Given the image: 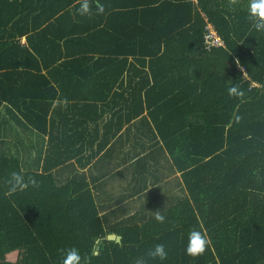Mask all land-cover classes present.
<instances>
[{"label": "trees", "instance_id": "trees-1", "mask_svg": "<svg viewBox=\"0 0 264 264\" xmlns=\"http://www.w3.org/2000/svg\"><path fill=\"white\" fill-rule=\"evenodd\" d=\"M211 1L88 0L90 14L81 15L83 0H0V112L6 107L43 133L50 109L42 103L50 85L44 69L84 64L123 73L127 60L107 57L138 52L131 45L143 40L152 50L144 53L157 57L148 68L159 64L164 85L180 89L159 100L160 133L170 152L168 138L182 140L173 152L189 164L191 199L164 214L171 222L156 235L139 225L109 229L85 187L59 185L50 170L26 172L18 158L0 157V264H63L61 250L73 247L90 264H264V33L252 26L249 9L231 15ZM204 16L227 49L204 50ZM236 85L243 97L229 96ZM171 103L177 107L165 108ZM166 126L174 128L169 136ZM13 172L39 187L9 194ZM193 229L210 241L197 258L186 254ZM111 234L122 239L108 240ZM158 244L165 260L148 256ZM13 252L16 263L6 260Z\"/></svg>", "mask_w": 264, "mask_h": 264}, {"label": "crops", "instance_id": "crops-1", "mask_svg": "<svg viewBox=\"0 0 264 264\" xmlns=\"http://www.w3.org/2000/svg\"><path fill=\"white\" fill-rule=\"evenodd\" d=\"M250 2L212 0L210 5L234 15L240 9L247 11ZM142 37L145 34L139 39ZM20 41L26 44V37ZM111 43L115 44V40L107 42ZM138 43L139 47L130 48L138 52L107 57L126 59L123 73L100 74V69L92 70L84 64L61 70L44 69L43 74L50 81L43 89L42 103L46 109L50 105L44 119L45 131L32 130L3 107L0 157L18 158L26 172L39 167V172L43 168L50 170L59 185L85 187L98 217L109 229L119 224L139 225L156 235L163 223L155 220V211L164 215L188 200L191 202L185 180L189 164L179 158L184 154L177 149L173 152L182 140L169 137L170 152L160 133L163 115L159 100L163 94L178 93L180 89L172 81L170 86L164 85L167 73L159 64L148 68L157 57L144 53L152 51L142 46L145 41ZM105 44L99 42L100 48L109 50ZM141 60H146V66L138 63ZM159 83L162 85H156ZM173 106L171 103L165 108ZM169 121L173 126V118ZM173 130L170 126L165 128L168 136Z\"/></svg>", "mask_w": 264, "mask_h": 264}, {"label": "clouds", "instance_id": "clouds-1", "mask_svg": "<svg viewBox=\"0 0 264 264\" xmlns=\"http://www.w3.org/2000/svg\"><path fill=\"white\" fill-rule=\"evenodd\" d=\"M237 0H230V3L235 4ZM81 15L90 14V4L88 0H83L81 7L79 9ZM104 13V6L97 5V14ZM249 19L252 22V26L257 32L264 33V0H251L249 6ZM228 94L230 97H243L244 93L239 90V86H232L228 89ZM240 117H236V122H239ZM9 184L8 192L9 194L15 193L17 190L23 191L24 189L32 186L34 188L39 187V182L34 178L29 177L25 180L24 176L13 172L11 173L10 179L7 182ZM154 218L157 222L163 223L165 221V216L159 211L154 212ZM209 239L200 231L193 229L189 233L188 245L186 247V254L192 258H197L203 255L209 244ZM64 253L63 264H90L89 257L81 256L80 252L76 248L62 249ZM167 252L162 244H158L154 249L149 250L148 256L155 259L165 260L167 258ZM138 264H143V262H138Z\"/></svg>", "mask_w": 264, "mask_h": 264}, {"label": "built area", "instance_id": "built-area-1", "mask_svg": "<svg viewBox=\"0 0 264 264\" xmlns=\"http://www.w3.org/2000/svg\"><path fill=\"white\" fill-rule=\"evenodd\" d=\"M203 48L207 51H217L227 49V44L223 37L218 33L216 27L211 23H206ZM244 71V69H243Z\"/></svg>", "mask_w": 264, "mask_h": 264}, {"label": "rangeland", "instance_id": "rangeland-1", "mask_svg": "<svg viewBox=\"0 0 264 264\" xmlns=\"http://www.w3.org/2000/svg\"><path fill=\"white\" fill-rule=\"evenodd\" d=\"M6 258L7 261L16 263L20 258V254L19 252H13L11 254H8Z\"/></svg>", "mask_w": 264, "mask_h": 264}, {"label": "water", "instance_id": "water-1", "mask_svg": "<svg viewBox=\"0 0 264 264\" xmlns=\"http://www.w3.org/2000/svg\"><path fill=\"white\" fill-rule=\"evenodd\" d=\"M107 239L108 240H114L116 242H120V239H122V238H120L119 236H116V235L111 234V235H108L107 236Z\"/></svg>", "mask_w": 264, "mask_h": 264}]
</instances>
